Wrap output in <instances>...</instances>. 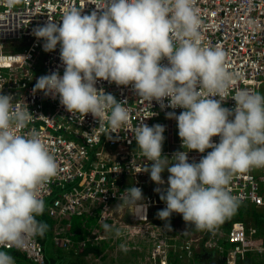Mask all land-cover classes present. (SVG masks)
<instances>
[{
    "label": "clouds",
    "instance_id": "9594fccd",
    "mask_svg": "<svg viewBox=\"0 0 264 264\" xmlns=\"http://www.w3.org/2000/svg\"><path fill=\"white\" fill-rule=\"evenodd\" d=\"M2 2L11 9L20 0ZM193 5L194 0H104L102 12L83 15L79 7L67 8L59 25L50 20L33 29L35 37L43 38L44 51L54 50L59 42L65 65L62 75L53 71L38 77L33 91L58 94L73 113L91 112L100 118L111 108L113 128L128 121L129 109L110 93L98 94V78L132 83L148 101L156 99L164 107L167 97V107L185 109L166 116L177 120L183 148L201 153L212 149L199 162L190 163L187 151L174 153L171 166L161 159L163 125L140 124L135 139L144 157L153 161L143 168L152 181L162 184L161 173L165 168L170 173L168 187L155 189L166 202L157 216L167 221L177 212L195 228L211 229L237 206L226 189L231 174L264 167V95L239 89L231 96L234 109L221 105L235 76L226 70L222 48L201 46V19ZM165 57L168 64L162 65ZM11 101V95L0 94V245L19 247L26 234L43 235L46 229L36 220L44 208L37 187L56 174L57 163L36 130L17 134L32 114L14 109ZM214 135L219 142L211 140ZM143 201L141 188L131 186L117 206L144 211ZM110 227L103 225L106 231ZM0 264L14 260L0 251Z\"/></svg>",
    "mask_w": 264,
    "mask_h": 264
},
{
    "label": "built area",
    "instance_id": "2783aa9c",
    "mask_svg": "<svg viewBox=\"0 0 264 264\" xmlns=\"http://www.w3.org/2000/svg\"><path fill=\"white\" fill-rule=\"evenodd\" d=\"M103 5L104 0H20L9 9L0 0V94L11 95L14 109H28L32 114L26 127L17 134L28 135L36 130L57 163L56 174L37 187L43 203L52 198L48 214L56 221L55 245L64 249L74 246V240L66 235L74 217H97L98 225L108 224L116 229L111 236L114 241L142 236L157 240L151 252L154 264H169L176 238L168 234L156 237L157 226L143 231L133 229L116 216L115 210L122 213L124 205H117L123 199L124 190L131 186L141 188L145 204L144 211L132 208L134 221L150 223L152 213L166 207L160 195L168 187L170 173L165 168L161 173L164 183L157 184L148 171H143L153 161L147 160L137 145L135 130L140 124L164 126L161 159L169 166L175 163L171 158L178 151H187L191 163L199 162L212 150L208 148L201 153L182 147V138L178 131L174 132V121L166 113L185 109L167 107V97L162 101L164 107L156 99L148 101L137 94L132 83L118 85L98 78L95 81L98 94L110 93L117 101L126 102L129 109L128 121L113 128L109 122L111 108L100 118L91 112L73 113L60 102L58 94L33 91L38 77L53 71L62 75L65 69L59 42L54 50L44 51L43 38L35 37L33 29L50 20L59 25L62 13L71 6L81 8L83 15L92 11L99 14L104 10L100 8ZM193 6L201 19V46L222 48L226 52V70L235 76L221 105L234 109L236 102L231 96L239 89L264 95V0H194ZM160 63L167 65V58H162ZM211 140L219 142V136L214 135ZM57 188L62 191L52 197ZM157 188L161 192L155 191ZM226 189L235 197L236 204L264 207V167L232 173ZM230 216L211 229H203L199 238L191 239L199 242L196 250L224 251L222 241L227 242L226 264H238L248 254H263L264 241L258 237L255 227L250 229L245 221L235 220L227 230L223 229ZM102 228H94L87 240L78 245L83 248L87 242L95 243L94 239H106L107 233H102ZM190 247L188 241L185 248ZM0 248L24 252L30 264H48L37 234H26L19 247L5 243ZM14 264L24 263L14 260Z\"/></svg>",
    "mask_w": 264,
    "mask_h": 264
},
{
    "label": "trees",
    "instance_id": "16d2710c",
    "mask_svg": "<svg viewBox=\"0 0 264 264\" xmlns=\"http://www.w3.org/2000/svg\"><path fill=\"white\" fill-rule=\"evenodd\" d=\"M67 189V187H66ZM62 191L61 188H57L54 192V195L52 197H56L60 194ZM52 198H49L44 203L43 212L39 215H36V220L45 224L46 229L43 233V235H38V240L44 245L45 253H46V259L48 264H86L87 260L86 258H93L96 260L99 259V263H101L103 260H107V257H110L109 264H117L118 261H122L123 259L120 258V256L116 253L118 251V247L123 245V240H117L114 241V239L111 237L113 233H115V228L110 227V230H107V238L102 240L94 239L95 243L87 242V245L83 248L80 247L79 242L87 240L89 237L90 232L94 228L100 229V227H103V225H98V219L97 217H74L72 219V223L67 226V232L66 235H68L72 240H74V246L70 249H64L60 246L55 245L53 241V236L55 233V225L56 221L51 218L48 214V206L51 202ZM255 208V205L246 206L242 203H237V206L235 210L231 213V216L229 217L228 223L223 226L224 230H227L231 223L235 220H243L247 223V218H251L254 222V226L257 229L258 234L262 235V239L264 241V228H263V221H264V215L263 213L257 211ZM264 208V207H262ZM81 218V219H80ZM159 223V221H158ZM65 223L63 222V225ZM103 229V228H102ZM140 239L147 240L146 236L140 237ZM151 245V243H149ZM131 245V244H130ZM178 246H182L181 243H178ZM222 247L224 248V251L216 250L214 252L218 253L216 254V258H212V261L210 259L204 258V254L200 253L199 257L202 258L201 262L202 264H226V248L229 247V244L227 242L222 241ZM127 250L121 249L118 252H122L123 257L127 259L130 263L133 264L135 261V258H138L140 255L139 252L136 253L135 250H132L131 247H125ZM202 252H206L204 248H199ZM12 250V254L10 255L13 260L22 262L24 264H30V261L26 257V254L20 250L17 249H10ZM143 251V250H142ZM145 252V251H143ZM150 252V251H149ZM186 254H189L187 250H184ZM197 251L194 252L193 255H197ZM114 253V255H112ZM147 254V253H145ZM252 254H248L246 258L240 259L238 261V264H261L257 263L255 261L251 260ZM173 256V254H172ZM170 257L169 264H177L179 261V258L176 257V255L173 257ZM198 256V255H197ZM150 263L154 264V259L152 257L151 252L145 256ZM214 259V260H213ZM253 259V258H252ZM134 260V261H133ZM97 263V264H99Z\"/></svg>",
    "mask_w": 264,
    "mask_h": 264
},
{
    "label": "rangeland",
    "instance_id": "374dc122",
    "mask_svg": "<svg viewBox=\"0 0 264 264\" xmlns=\"http://www.w3.org/2000/svg\"><path fill=\"white\" fill-rule=\"evenodd\" d=\"M180 112L176 113L177 115ZM173 119V130L174 132L178 131V127H177V120L172 117ZM243 204V203H242ZM246 206H251V204L248 203H244ZM257 211L263 213L264 215V208L262 207H258L255 208ZM157 212L158 211H154L151 215L150 218V222L153 226H157V229H159L158 231L155 232L156 237L160 236L163 237L164 235H170L176 238V240L173 238V240H175L176 243V248L173 251V256H172V260L173 257L176 255L177 258H179V261L177 262V264H202L201 260L202 258H198L197 255H193L195 250L197 249V243L199 242H195V241H191V239H195V238H199L201 236V234L203 233V229H197L195 228L192 224H190L189 222L184 221V219L182 218V214H178V215H173L170 216L168 218L167 221L165 220H161L158 216H157ZM76 218V217H75ZM81 219V218H80ZM159 221V223H158ZM263 224V228H264V221L262 222ZM166 224L170 225V230L169 228L166 226ZM247 225L249 226L250 229H254V222L251 218H247ZM199 233V234H197ZM258 237H262V235L258 234ZM147 238V237H146ZM157 240L152 239L151 237L147 238V240L144 241V239H140V238H136L135 241L133 242V240H125L123 241V245L125 247H131L132 250H135L136 253L139 252L141 255L138 256V258H135V261L133 262V264H153L150 263L148 261V259L145 257L147 254H149L150 252H152L154 244ZM190 241L191 247L189 248V250H187L185 248L186 243ZM151 243V245L149 244ZM178 243H181L182 246H178ZM131 244V245H130ZM146 251L147 254H145L143 251ZM184 250L189 251V254H186L184 252ZM0 251H5L7 252L9 255L12 254V250L10 249H6V248H0ZM150 251V252H149ZM198 255L201 253V250L198 249V251L196 252ZM114 255V253L112 254ZM251 256V255H250ZM252 261H255L257 263H261L264 264V253L263 254H252V256L250 257ZM253 258V259H252ZM87 263L86 264H97L99 263L98 260H94L93 258H86ZM110 261V257H107V260H103L101 263L99 264H109ZM250 264V263H249Z\"/></svg>",
    "mask_w": 264,
    "mask_h": 264
},
{
    "label": "water",
    "instance_id": "95a60500",
    "mask_svg": "<svg viewBox=\"0 0 264 264\" xmlns=\"http://www.w3.org/2000/svg\"><path fill=\"white\" fill-rule=\"evenodd\" d=\"M124 207V206H123ZM152 207L149 208V210H151ZM174 214L177 213V212H173ZM120 219H122V221L129 225L131 228L133 229H136V230H139V231H143L144 229H151L153 228V225L151 224V222H146L144 220H139V221H134L132 219V212L128 209V208H125L124 209V212L119 216ZM106 230L103 228L102 229V233H105Z\"/></svg>",
    "mask_w": 264,
    "mask_h": 264
},
{
    "label": "crops",
    "instance_id": "0c3cea01",
    "mask_svg": "<svg viewBox=\"0 0 264 264\" xmlns=\"http://www.w3.org/2000/svg\"><path fill=\"white\" fill-rule=\"evenodd\" d=\"M115 214H116V216L117 217H119L120 216V213H119V211H117V210H115ZM175 214H179V213H175ZM200 230V229H199ZM197 234H199V233H197ZM138 238H140V237H138ZM135 241V239H133V242ZM122 248H121V246H119L118 247V251H120ZM117 251V253H116V255L118 254L119 256H120V258L121 259H123L122 261H118L117 262V264H129L130 262L127 260V259H125V257H123V254H122V252H118ZM144 253H147L146 251L144 252ZM201 253H203L205 256H204V258H206V259H210V261H212V258H216L215 256H216V254H218V253H216V252H214V251H212V250H207L206 252H202L201 251ZM141 255V254H140ZM198 255V254H197ZM147 256V255H146ZM198 258H200L199 257V255H198ZM213 259V260H214ZM96 260H98L99 261V259L97 258ZM261 264H262V262H261Z\"/></svg>",
    "mask_w": 264,
    "mask_h": 264
},
{
    "label": "flooded vegetation",
    "instance_id": "af4514ba",
    "mask_svg": "<svg viewBox=\"0 0 264 264\" xmlns=\"http://www.w3.org/2000/svg\"><path fill=\"white\" fill-rule=\"evenodd\" d=\"M123 212H124V211H122V213H123ZM122 213H121V214H122ZM121 214H120V215H121ZM173 215H174V213L171 214V216H173ZM175 215H177V214H175ZM196 251H198V250H196Z\"/></svg>",
    "mask_w": 264,
    "mask_h": 264
}]
</instances>
